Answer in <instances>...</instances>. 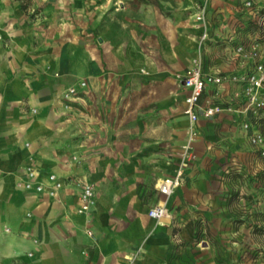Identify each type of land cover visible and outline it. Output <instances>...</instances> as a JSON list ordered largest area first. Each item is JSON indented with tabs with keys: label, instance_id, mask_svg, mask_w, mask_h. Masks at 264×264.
Segmentation results:
<instances>
[{
	"label": "crops",
	"instance_id": "crops-1",
	"mask_svg": "<svg viewBox=\"0 0 264 264\" xmlns=\"http://www.w3.org/2000/svg\"><path fill=\"white\" fill-rule=\"evenodd\" d=\"M242 3L64 0L56 11L59 18L64 16L65 24L59 23V28L76 34L83 26L90 32L100 29L104 35L103 43L91 44L88 49L76 46L78 43L70 50L60 46L52 51L35 49L28 29L14 30L15 55L8 64L0 59V264H194L198 257L201 261L220 260L225 250L220 252L210 244L196 257L186 248L177 252L174 231L187 222L191 206L209 204L204 189L186 186L188 173L200 156L216 143L257 152L241 125L250 116L242 82L206 86L202 104L233 101L239 111L199 117L194 142L197 159L187 169L183 184L169 197L160 194L155 185L154 194H148L141 187L146 173L134 171L124 152L82 159L83 144L94 148L99 140L96 135L84 140L82 135L93 129L104 133L111 125L98 127L90 114L94 104L88 100L97 94L88 90L102 79L95 75L118 72L119 86L128 81L138 84L143 77H164L158 99L163 100L170 117L167 159L172 170L167 175L173 174L174 158L186 139L189 121L184 113L187 91L175 74L199 55L204 71L215 74H245L256 61L264 60V39L257 43L258 30L249 23L248 9ZM200 5L206 6L209 32L202 50L199 37L204 26L195 17ZM67 16L72 20L67 21ZM238 43L249 50L257 44L258 54H237ZM82 79L88 81V88L79 87L82 91L65 99L64 92ZM110 95L114 94L102 96ZM177 101L181 106H175ZM109 146L112 150V144ZM119 162L132 165L119 172L114 168ZM83 163L93 165L87 171ZM50 173L60 181L59 188L53 187ZM84 175L95 191L89 211L80 210L81 188L76 184ZM29 180L33 185L42 184L43 189H25L23 183ZM159 202L168 205L169 213L156 220L148 211Z\"/></svg>",
	"mask_w": 264,
	"mask_h": 264
},
{
	"label": "rangeland",
	"instance_id": "rangeland-1",
	"mask_svg": "<svg viewBox=\"0 0 264 264\" xmlns=\"http://www.w3.org/2000/svg\"><path fill=\"white\" fill-rule=\"evenodd\" d=\"M63 5L64 0H0V59H5L7 64L12 61L17 44L14 30L19 28L31 32L30 42L40 50L52 51L57 46L70 50L76 43V46L88 49L91 44L104 42L100 29L90 32L82 26L81 31L74 34L63 26L59 28V23L65 24L64 16L59 18L56 11ZM242 5L247 9L244 0ZM256 5L259 6L256 15H252L249 9L248 14L251 18L249 23L258 30V43L264 39V4L257 0ZM72 18L66 17L67 21ZM95 76L102 79L88 90L97 94L93 100H88L94 104L90 114L97 120L98 127L111 125L104 133L95 131L97 129L83 133L84 140H90L95 135L99 140L94 148L87 149L86 143L83 144L82 159L105 156L109 151L128 154L134 171L146 173L141 187L152 195L154 185L172 170L167 159L170 117L165 112L166 106L162 105L163 100L158 99L164 77H143L138 84L128 81L119 86L116 83L119 81L117 77H120L118 72L98 73ZM82 82L85 84L82 85ZM83 86L88 88L86 79L80 80L76 86H70L63 97L66 99L79 93L82 91L79 87ZM72 87L76 91L69 93ZM83 91L86 93V90ZM67 93L69 96H65ZM109 93L114 95L102 96ZM178 105L181 106L180 101L175 103V106ZM189 125L188 121L186 130ZM109 144H112V150ZM174 161L178 166L179 152ZM197 161L195 168L188 173L190 178L186 186L204 189L209 194L206 197L209 204L191 206V213L185 217L187 222L175 229L177 252L186 248L196 257L201 249L210 244L220 252L224 249V255L214 262L201 261L198 257L193 259L194 264H264V156L245 147L236 149L216 143L209 153H204ZM131 163L119 162L114 168L126 172ZM84 164L87 171L93 165ZM102 168L105 166L102 165ZM85 183H91L94 187L85 175L81 176L76 180L81 192ZM196 198L202 199V196Z\"/></svg>",
	"mask_w": 264,
	"mask_h": 264
},
{
	"label": "built area",
	"instance_id": "built-area-1",
	"mask_svg": "<svg viewBox=\"0 0 264 264\" xmlns=\"http://www.w3.org/2000/svg\"><path fill=\"white\" fill-rule=\"evenodd\" d=\"M257 0H244V5L251 10L252 15L258 12ZM256 5V6H255ZM207 9L205 5H200L195 13L196 20L204 27L200 33L199 42L201 49H204L206 41L209 38V32L206 25ZM258 45L254 44L250 50L243 44L238 43L235 47L237 54L246 55L249 53L252 56L258 54ZM178 81L186 89L184 113L188 117L190 125L187 130V136L184 143L181 145L179 155L180 162L173 174L166 175L159 179L156 187L160 194L171 196L183 184L186 171L190 164L196 160L197 155L194 149V142L198 134L196 123L200 116L204 118H212L215 115L227 111H239V107L233 101L228 102H207L201 103V98L208 84L220 85L224 81L242 82V94L245 98V107L250 111V116L242 120L241 125L246 130L247 137L252 146L257 152L264 156V60L256 61L254 67L245 74H226V73H207L203 69V62L201 55L191 59L189 65L185 70L175 74ZM85 83L82 82V85ZM75 87L69 89V93H74ZM67 93L65 96H69ZM49 179L53 181V187H60L61 183L54 173L49 174ZM25 189H36L38 191L43 189V185L38 183L33 185L32 182L25 181L23 183ZM94 187L91 183H85L81 192V211H89L94 200ZM169 207L166 203H156L149 208L148 214L150 217L161 220L168 215Z\"/></svg>",
	"mask_w": 264,
	"mask_h": 264
},
{
	"label": "trees",
	"instance_id": "trees-1",
	"mask_svg": "<svg viewBox=\"0 0 264 264\" xmlns=\"http://www.w3.org/2000/svg\"><path fill=\"white\" fill-rule=\"evenodd\" d=\"M262 128H264V124H262Z\"/></svg>",
	"mask_w": 264,
	"mask_h": 264
}]
</instances>
